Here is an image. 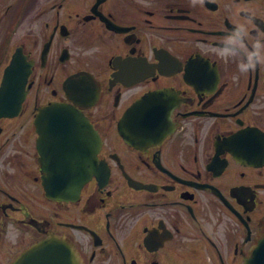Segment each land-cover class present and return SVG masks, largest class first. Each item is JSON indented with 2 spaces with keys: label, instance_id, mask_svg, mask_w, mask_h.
Masks as SVG:
<instances>
[{
  "label": "flooded vegetation",
  "instance_id": "af4514ba",
  "mask_svg": "<svg viewBox=\"0 0 264 264\" xmlns=\"http://www.w3.org/2000/svg\"><path fill=\"white\" fill-rule=\"evenodd\" d=\"M262 58L264 0H0V264H264Z\"/></svg>",
  "mask_w": 264,
  "mask_h": 264
},
{
  "label": "water",
  "instance_id": "95a60500",
  "mask_svg": "<svg viewBox=\"0 0 264 264\" xmlns=\"http://www.w3.org/2000/svg\"><path fill=\"white\" fill-rule=\"evenodd\" d=\"M22 98L16 103V107L21 104ZM58 106V105H56ZM92 143V142H91ZM91 165V163H90ZM91 171V167H90ZM84 179H72V192L84 183ZM75 196H72L74 198ZM261 246L255 249L249 264H258L261 258ZM13 264H82L78 253L73 245L63 238L50 235L48 238L35 243L28 248Z\"/></svg>",
  "mask_w": 264,
  "mask_h": 264
},
{
  "label": "clouds",
  "instance_id": "9594fccd",
  "mask_svg": "<svg viewBox=\"0 0 264 264\" xmlns=\"http://www.w3.org/2000/svg\"><path fill=\"white\" fill-rule=\"evenodd\" d=\"M194 2V0H193ZM200 2L202 3L203 0H200ZM243 47V45H242ZM253 47H258V42L253 46ZM249 62L252 63V69H254L256 67V65L252 62V54L250 53L249 54ZM261 63H264V58H262V62ZM243 73H247V68L245 67L244 69H242Z\"/></svg>",
  "mask_w": 264,
  "mask_h": 264
}]
</instances>
